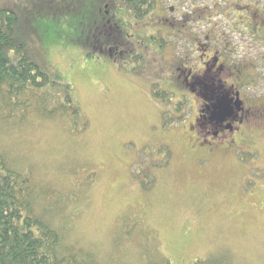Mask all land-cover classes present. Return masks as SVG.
<instances>
[{
  "label": "rangeland",
  "instance_id": "1",
  "mask_svg": "<svg viewBox=\"0 0 264 264\" xmlns=\"http://www.w3.org/2000/svg\"><path fill=\"white\" fill-rule=\"evenodd\" d=\"M0 5L18 13L16 35L47 78L0 119V153L30 175L36 211L66 248L99 264L215 255L264 264V105L236 144L210 153L195 141L196 104L176 73L182 28L151 12L137 18L121 0ZM220 31L238 78L254 74L239 87L243 98L264 102V41L256 39L264 30Z\"/></svg>",
  "mask_w": 264,
  "mask_h": 264
},
{
  "label": "flooded vegetation",
  "instance_id": "2",
  "mask_svg": "<svg viewBox=\"0 0 264 264\" xmlns=\"http://www.w3.org/2000/svg\"><path fill=\"white\" fill-rule=\"evenodd\" d=\"M150 5L146 15L151 12L156 23L176 26L187 32L176 35L186 45L185 57L177 63L176 73L177 76L182 73V85L191 93L190 97L196 104L193 121L189 123L196 143L210 146V153L236 144V136L242 125L251 117L257 116L256 113L261 110L264 102L243 98L239 87L241 84L245 86V78H252L254 74L238 78L241 68L232 66L236 65L232 63L234 51L227 47L232 43L223 40L225 36L220 30L246 28L254 33L264 30V0L262 3L260 0H151ZM198 28L203 29L200 34L190 32L191 29ZM109 29L112 30L111 26ZM212 29L218 30L214 32ZM258 33L256 39L264 41V36ZM228 78L234 81L227 82ZM222 96L231 105L238 102L240 109L233 107L231 115L220 119L211 118L212 108ZM259 113L261 115L264 111ZM237 148L238 145L234 150Z\"/></svg>",
  "mask_w": 264,
  "mask_h": 264
},
{
  "label": "trees",
  "instance_id": "3",
  "mask_svg": "<svg viewBox=\"0 0 264 264\" xmlns=\"http://www.w3.org/2000/svg\"><path fill=\"white\" fill-rule=\"evenodd\" d=\"M121 1L137 18L147 14L151 4V0ZM19 20L17 12L0 5V119L3 120L10 118L14 106L23 103L26 106L29 96H35L34 89L42 88L47 80L28 54L26 42L16 35ZM37 194L30 175L12 168L0 153V264H99L90 252L63 245L61 230L37 213ZM163 261L161 264H170ZM191 264H228V260L221 255L205 256Z\"/></svg>",
  "mask_w": 264,
  "mask_h": 264
},
{
  "label": "water",
  "instance_id": "4",
  "mask_svg": "<svg viewBox=\"0 0 264 264\" xmlns=\"http://www.w3.org/2000/svg\"><path fill=\"white\" fill-rule=\"evenodd\" d=\"M233 107H235L236 110L240 109L239 103L234 102V104H230L224 96L220 97V99L217 101L216 105L213 106L211 111V118H222L223 116H229L231 115V112L233 110Z\"/></svg>",
  "mask_w": 264,
  "mask_h": 264
}]
</instances>
